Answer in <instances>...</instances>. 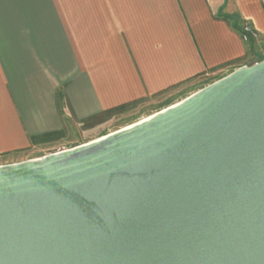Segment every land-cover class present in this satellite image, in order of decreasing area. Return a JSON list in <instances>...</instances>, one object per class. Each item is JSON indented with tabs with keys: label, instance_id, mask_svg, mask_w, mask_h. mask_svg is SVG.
Listing matches in <instances>:
<instances>
[{
	"label": "water",
	"instance_id": "water-1",
	"mask_svg": "<svg viewBox=\"0 0 264 264\" xmlns=\"http://www.w3.org/2000/svg\"><path fill=\"white\" fill-rule=\"evenodd\" d=\"M0 264H264V59L0 165Z\"/></svg>",
	"mask_w": 264,
	"mask_h": 264
},
{
	"label": "crops",
	"instance_id": "crops-1",
	"mask_svg": "<svg viewBox=\"0 0 264 264\" xmlns=\"http://www.w3.org/2000/svg\"><path fill=\"white\" fill-rule=\"evenodd\" d=\"M244 23L257 41L242 39ZM263 44L264 0H0V154L32 148L67 115L228 74Z\"/></svg>",
	"mask_w": 264,
	"mask_h": 264
},
{
	"label": "rangeland",
	"instance_id": "rangeland-1",
	"mask_svg": "<svg viewBox=\"0 0 264 264\" xmlns=\"http://www.w3.org/2000/svg\"><path fill=\"white\" fill-rule=\"evenodd\" d=\"M258 37L259 35L250 41L255 42L258 40ZM250 41L248 42L250 43ZM256 53V57L254 56L248 62L249 65L253 64L254 61L264 59V44L258 48ZM225 74L221 72V74L209 77H205L204 75L195 76L193 79L183 82L175 88L143 98L130 104L125 109L104 115L98 121L87 119L79 121L70 115L62 117V128L59 131L46 134L36 139L34 146L27 150L11 154H0V165L7 164L12 160L40 158L46 154L69 149L76 145L100 138L181 101L188 95L216 80V77H222Z\"/></svg>",
	"mask_w": 264,
	"mask_h": 264
},
{
	"label": "built area",
	"instance_id": "built-area-1",
	"mask_svg": "<svg viewBox=\"0 0 264 264\" xmlns=\"http://www.w3.org/2000/svg\"><path fill=\"white\" fill-rule=\"evenodd\" d=\"M241 37L244 41L248 42L258 36L256 30L248 23H244L241 26Z\"/></svg>",
	"mask_w": 264,
	"mask_h": 264
},
{
	"label": "trees",
	"instance_id": "trees-1",
	"mask_svg": "<svg viewBox=\"0 0 264 264\" xmlns=\"http://www.w3.org/2000/svg\"><path fill=\"white\" fill-rule=\"evenodd\" d=\"M235 28L241 31V27L239 28V27H237V26L235 25ZM252 42H253V41H250V43H252ZM135 102H137V101H135ZM135 102H132V103H129V104H123V105H121V106H118V107H115V108L108 109V110H106V111L100 112V113L97 114V115H94V116H91V117L87 118V120H91V121H92V120H96V121H98V120H100V118L103 117L104 115H108V114H111V113H113V112H115V111H119V110L125 109V108L128 107L130 104H133V103H135Z\"/></svg>",
	"mask_w": 264,
	"mask_h": 264
},
{
	"label": "bare ground",
	"instance_id": "bare-ground-1",
	"mask_svg": "<svg viewBox=\"0 0 264 264\" xmlns=\"http://www.w3.org/2000/svg\"><path fill=\"white\" fill-rule=\"evenodd\" d=\"M149 116H150V115H149ZM149 116H148V117H149ZM148 117H146V118H148ZM146 118H144V119H146ZM144 119H142V120H144Z\"/></svg>",
	"mask_w": 264,
	"mask_h": 264
}]
</instances>
